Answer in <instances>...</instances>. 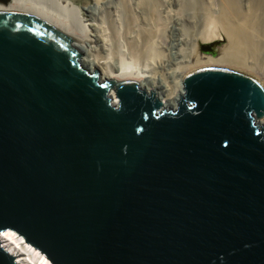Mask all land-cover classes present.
Segmentation results:
<instances>
[{
  "label": "water",
  "instance_id": "obj_1",
  "mask_svg": "<svg viewBox=\"0 0 264 264\" xmlns=\"http://www.w3.org/2000/svg\"><path fill=\"white\" fill-rule=\"evenodd\" d=\"M70 41L0 4V235L49 264H264L261 85L196 69L162 109L100 81ZM0 264H18L1 242Z\"/></svg>",
  "mask_w": 264,
  "mask_h": 264
},
{
  "label": "rangeland",
  "instance_id": "obj_2",
  "mask_svg": "<svg viewBox=\"0 0 264 264\" xmlns=\"http://www.w3.org/2000/svg\"><path fill=\"white\" fill-rule=\"evenodd\" d=\"M149 1L151 3V0H80L78 4L87 7L85 15L87 37L92 42H88L89 48L86 51L90 50V54L102 58L100 62L112 66L125 61L132 67L135 66V69L147 72L146 74L155 72L157 80L164 79L170 84L174 80L177 67L183 66L185 70L187 65L188 69L185 70L187 73L200 68L193 66V60L195 55L205 54L200 52L196 43L207 14H225L232 21H237L235 13L248 2V0H155L156 5L160 2L157 9L155 6V9L150 8L155 15H148L146 10ZM130 7L131 9L134 7L133 10L130 11ZM129 12H135L136 15L131 17ZM149 29L153 30V33L148 32ZM146 32L153 34L152 37L148 35L150 40L146 37ZM262 32L264 33V23ZM103 35L106 38L103 39ZM260 39L261 57L257 56L255 59L249 54L253 59L252 61L249 59L248 62L250 65L251 61L253 72L263 81L260 77H264V45L262 46L264 37ZM226 45L227 40L222 38L217 46L223 48ZM210 55L216 57L218 53ZM246 58H249L248 55Z\"/></svg>",
  "mask_w": 264,
  "mask_h": 264
},
{
  "label": "bare ground",
  "instance_id": "obj_3",
  "mask_svg": "<svg viewBox=\"0 0 264 264\" xmlns=\"http://www.w3.org/2000/svg\"><path fill=\"white\" fill-rule=\"evenodd\" d=\"M79 1L80 0H0V4L14 5L45 14L70 34L72 38V41H70L71 44L80 53V64L88 71L97 72L100 81L108 80L112 81L114 84L134 82L145 90L146 93H153L161 102L162 109H175L183 94L180 87V80L187 74V72H185V70L188 69L187 65L185 70H183V66L177 67L176 71L174 70L176 75L173 82L170 84L164 79L157 80L158 77L155 76V72L146 74L147 72L138 68L135 69V66L132 67L130 63H125V61L114 66L100 62L102 58L92 53L90 54V50L88 52L86 51V49L89 48V45H87L89 44L88 42H91L90 38L87 37V18L85 16L87 7L80 6L78 4ZM148 3L149 6L146 10L148 15H155L153 9L150 8L155 6L157 9V5H159L160 2L157 3V5L155 0H151V3L150 1ZM133 8L134 7L131 9L130 7V11L133 10ZM235 11H237V8ZM129 13L131 17L136 15L132 12ZM235 14L238 18L237 21H232L225 14H207L201 33L197 38L196 47L200 44H209L214 41L222 40V38L227 40V45L223 48L214 46V53H218L216 57L210 54L195 55L193 66L200 67L199 69L222 68L238 72L250 78L253 77L252 79L255 81L258 80L260 83L256 82L264 88V77H260L263 81L257 78L258 76L253 72L251 63L252 57L257 59V56L261 57L262 55V39L260 38L264 37V33L262 32L264 23V0H248L247 4L242 8L240 7ZM247 26L248 28H246ZM152 31H150V29L148 30V32ZM152 33H145L148 40L152 37ZM148 35H150V37ZM102 37L103 39L106 38L105 35ZM147 38H145V41H147ZM263 45L264 44H262V46ZM249 54L252 57H250ZM247 55L249 58H246ZM249 59H251L250 65L248 62ZM114 102H116L115 98ZM263 125L264 115L260 122V126ZM0 242L3 249L15 256L18 264H49L44 255L24 243L23 239L12 231L2 233L0 235Z\"/></svg>",
  "mask_w": 264,
  "mask_h": 264
}]
</instances>
